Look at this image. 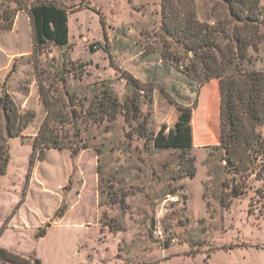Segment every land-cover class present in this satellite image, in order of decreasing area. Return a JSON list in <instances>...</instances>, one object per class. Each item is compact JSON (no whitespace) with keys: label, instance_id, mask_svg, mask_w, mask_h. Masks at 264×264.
I'll use <instances>...</instances> for the list:
<instances>
[{"label":"rangeland","instance_id":"374dc122","mask_svg":"<svg viewBox=\"0 0 264 264\" xmlns=\"http://www.w3.org/2000/svg\"><path fill=\"white\" fill-rule=\"evenodd\" d=\"M195 1L202 20L217 2ZM62 3L70 13L68 46L50 45L35 58L26 12L16 17L13 30L0 29V95L4 86L11 89L22 109L37 114L25 138L11 140L12 159L0 179V248L41 264H264V211L256 194L261 184L250 181L249 193L229 208L220 204L227 177L218 162L206 164L220 142V81L200 88L165 66L161 0ZM1 15L0 7V25ZM261 34L258 51L250 54L256 69L264 70ZM125 72L155 86L157 145L193 146L194 178H179V152L148 150L136 137L126 138L130 128L122 116L112 125L89 126L82 136L91 148L79 155L52 149L45 161L32 162L33 141L47 116L40 83L63 104L62 78L81 99H91L92 86L109 80L123 101ZM110 187L124 202L100 206L107 196L101 191ZM63 206L65 216L56 219ZM111 219L124 230L110 231L104 222ZM43 228L46 234L37 237Z\"/></svg>","mask_w":264,"mask_h":264},{"label":"trees","instance_id":"16d2710c","mask_svg":"<svg viewBox=\"0 0 264 264\" xmlns=\"http://www.w3.org/2000/svg\"><path fill=\"white\" fill-rule=\"evenodd\" d=\"M161 2V58L165 66L171 64L189 84L200 88L212 80L220 81V142L212 147L206 160L209 168L217 166L218 162V172L227 177L222 182L223 191L218 200L224 208H229L234 200L249 193L250 181L258 182L261 187L256 190L257 202L261 204L260 211H264V70L256 69L250 54L251 49L258 51L263 39V0H217L206 14V20L200 18L195 0ZM11 4L15 6L12 8ZM0 7L4 22L0 29L4 31L13 30L20 12L29 15L35 58L50 45L60 48L70 44V13L62 0H0ZM168 39L175 46L173 49H169ZM62 70L71 72L66 67ZM122 77L126 82L123 101L109 80L92 86L91 99L87 96L81 99L68 90L66 77L62 78L67 98V103L63 104L59 97H51L50 90L40 83L47 116L33 141L32 162L45 161L47 152L52 149L70 150L72 156L79 155L91 148L89 140L82 136L89 126L112 125L122 116L130 128L126 138L136 137L148 150L179 152V178H194L197 167L193 146L157 145L156 118L152 109L155 86L141 82L130 73L125 72ZM145 106L150 109L144 111ZM36 119V112L22 109L4 86L0 95V179L7 174L12 159L11 140L25 138L23 133ZM65 126H69L67 131H64ZM105 192L107 196L100 206L124 202V197L114 188L102 190V198ZM254 203H250V216ZM65 212L66 206L59 208L55 218L64 217ZM117 222L111 219L104 224L112 232L123 231V226ZM45 234L43 228L37 237ZM0 263L41 264L38 259L32 260L2 248Z\"/></svg>","mask_w":264,"mask_h":264},{"label":"crops","instance_id":"0c3cea01","mask_svg":"<svg viewBox=\"0 0 264 264\" xmlns=\"http://www.w3.org/2000/svg\"><path fill=\"white\" fill-rule=\"evenodd\" d=\"M21 14H22V13H19V15H18V17H17V20L20 18ZM26 15L28 16V19H29V21H30V23H31V20H30L29 15H28L27 13H26ZM32 42H33V38H32ZM9 91H10L11 94L15 93V92L11 91V89H9Z\"/></svg>","mask_w":264,"mask_h":264},{"label":"water","instance_id":"95a60500","mask_svg":"<svg viewBox=\"0 0 264 264\" xmlns=\"http://www.w3.org/2000/svg\"><path fill=\"white\" fill-rule=\"evenodd\" d=\"M155 228H156V223L153 222V223H152V230L154 231ZM167 246H168V243H165V247H167Z\"/></svg>","mask_w":264,"mask_h":264},{"label":"built area","instance_id":"2783aa9c","mask_svg":"<svg viewBox=\"0 0 264 264\" xmlns=\"http://www.w3.org/2000/svg\"><path fill=\"white\" fill-rule=\"evenodd\" d=\"M156 232L160 235H162V232L160 230H156Z\"/></svg>","mask_w":264,"mask_h":264}]
</instances>
